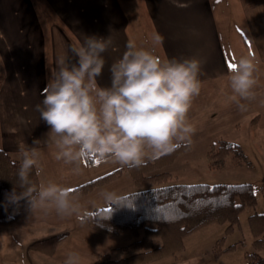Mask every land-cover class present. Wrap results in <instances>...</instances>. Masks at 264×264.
Listing matches in <instances>:
<instances>
[{
  "label": "crops",
  "instance_id": "1",
  "mask_svg": "<svg viewBox=\"0 0 264 264\" xmlns=\"http://www.w3.org/2000/svg\"><path fill=\"white\" fill-rule=\"evenodd\" d=\"M230 2L234 7L233 14L228 13L231 16L224 10L228 5L220 0H0V149L17 159L25 148H35L39 185L44 163L49 175L57 176L55 183L69 189L91 178L86 173L95 160L66 164L55 158V137L37 110V105L43 107L42 90L59 70V58L66 56L75 62L72 50H78L90 36L112 42L103 53L105 65L97 77L101 87L110 86V68L129 41L162 61L173 57L203 60L201 91L187 114L196 129L192 137L240 130L244 124L248 145L264 147V0ZM154 33L164 37L163 45L154 42ZM250 54L256 64L255 98L240 100L247 106L241 110L229 99L233 95L229 64ZM251 136L257 138L253 141ZM16 213H25L27 220L40 215L39 210L29 208L14 212V220ZM25 233L28 251L34 240L54 235ZM50 257L39 258L49 264Z\"/></svg>",
  "mask_w": 264,
  "mask_h": 264
},
{
  "label": "clouds",
  "instance_id": "2",
  "mask_svg": "<svg viewBox=\"0 0 264 264\" xmlns=\"http://www.w3.org/2000/svg\"><path fill=\"white\" fill-rule=\"evenodd\" d=\"M153 40L163 45L164 37L154 33ZM111 43L109 38L87 37L78 50H72L75 62L66 56L59 58L58 72L41 92L43 107L37 105V110L55 137V158L66 164L113 159L138 168L146 164V157L159 159L172 154L182 143H192L196 129L187 114L201 91L204 61L195 57L162 61L129 41L127 50L110 68V86L101 87L97 77L103 73V53ZM254 59L251 54L241 57L231 68L233 95L229 99L241 110L247 106L240 100L255 98ZM37 163V150L25 148L18 171L20 186L25 190L14 194L13 202L27 199L31 210L54 208L61 216L78 213L81 206L69 188L53 182L38 187L30 181ZM102 195L109 202L119 201L114 193ZM79 259L77 253H71L65 264H79Z\"/></svg>",
  "mask_w": 264,
  "mask_h": 264
},
{
  "label": "trees",
  "instance_id": "3",
  "mask_svg": "<svg viewBox=\"0 0 264 264\" xmlns=\"http://www.w3.org/2000/svg\"><path fill=\"white\" fill-rule=\"evenodd\" d=\"M188 149L189 145L182 143L170 155L155 160L146 159L142 167H120L71 189L72 194H85L91 188L119 177L123 171L137 186V190L117 196L119 201L109 202L107 207L86 215L87 224L94 230L106 234L128 232L134 237V241L120 248L123 256L113 259L109 253H104L95 264H145L181 250L183 238L202 225L225 223V232H231L238 223L240 212L246 206L256 205L250 182H172L174 174L164 168ZM205 156L210 168L224 164L228 158L234 164L245 160L241 146L226 140L213 144ZM21 162L22 153L17 159H12L0 149V226L11 224L14 212L30 208L27 199L18 202L12 199L14 194L19 195L25 190L20 186L18 177ZM29 179L40 186L35 166ZM248 221L254 239L253 250L244 253L246 264H264L258 252L264 248V239L259 236L264 229V213H252ZM62 236L39 241L38 248L50 255ZM223 238L214 243L215 254L234 248L235 243L221 247L219 244L223 243Z\"/></svg>",
  "mask_w": 264,
  "mask_h": 264
},
{
  "label": "rangeland",
  "instance_id": "4",
  "mask_svg": "<svg viewBox=\"0 0 264 264\" xmlns=\"http://www.w3.org/2000/svg\"><path fill=\"white\" fill-rule=\"evenodd\" d=\"M220 1L228 5L227 9L223 8L227 15L230 12L233 14L234 7L230 0ZM230 18L234 19L233 16ZM244 131L243 124L240 130L235 128L217 130V132H211L205 136L192 137L190 152L188 149L181 153L164 169L174 174L172 182H205L209 184L250 182L256 196V205L246 206L240 212L238 223L233 226L231 232H225V223L212 222L202 225L183 238L181 250L150 260L145 264H246L244 253L253 250L252 240L254 239L248 217L252 213H264V147H258L255 144L253 148L248 145V137L243 135ZM255 138L257 137L252 138L253 141ZM221 140L239 144L245 155V160L234 164L228 158L224 164L210 168L205 156L207 145L209 142L216 144ZM93 162L88 163L92 164ZM118 166L123 165L113 159H106L89 168L86 175L91 177L89 178L91 180L117 169ZM40 168L39 179L42 185L46 186L49 182L57 181V176L52 177L49 175V170H45L48 168L45 163ZM126 174L127 172L123 171L119 177L95 186L85 194H73L81 207L78 213L71 216H61L54 208L48 211L36 208L40 215H35L30 220H27L25 213L21 215L16 213L15 217L18 222L15 219L11 224L0 226V264H45L39 258L41 255L51 256L48 260L51 261L49 264H53V262L65 264L71 253L79 255V264H95L104 253H109L113 259L123 256L120 248L134 241V237L128 232L106 234L94 230L87 224L86 213L108 206L109 201L102 195L104 192H111L115 196H119L137 190V186L132 180H128ZM67 230H69L68 234H66ZM24 231L34 232L33 234L40 233L36 234L37 236L54 234L47 238L63 236L55 245L54 252L48 255L46 251L38 248L39 240H34L30 244V251H28V240L23 237V234L27 235V233ZM223 236V243L219 244L221 247L232 243H235V246L221 254H215L213 252L214 243ZM259 236L264 239V229ZM258 252L264 259V248Z\"/></svg>",
  "mask_w": 264,
  "mask_h": 264
},
{
  "label": "snow or ice",
  "instance_id": "5",
  "mask_svg": "<svg viewBox=\"0 0 264 264\" xmlns=\"http://www.w3.org/2000/svg\"><path fill=\"white\" fill-rule=\"evenodd\" d=\"M233 67V64H229V68L231 69ZM96 163H98V162H96Z\"/></svg>",
  "mask_w": 264,
  "mask_h": 264
}]
</instances>
